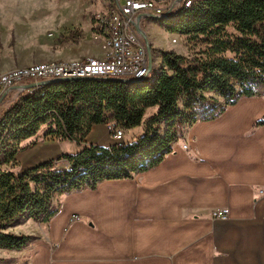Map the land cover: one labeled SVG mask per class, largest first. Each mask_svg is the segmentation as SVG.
<instances>
[{"label":"trees","instance_id":"1","mask_svg":"<svg viewBox=\"0 0 264 264\" xmlns=\"http://www.w3.org/2000/svg\"><path fill=\"white\" fill-rule=\"evenodd\" d=\"M167 30L184 35L195 53L161 50L151 82L51 81L8 108L0 120V135L7 129L0 138V248L21 250L32 242L34 236L11 229L27 218L47 222L58 211L59 195L132 179L161 163L195 123L218 118L244 97L264 96V0H195ZM99 124L141 127L142 133L132 141L87 145ZM260 126L264 115L253 128ZM40 132L82 148L16 169L20 142Z\"/></svg>","mask_w":264,"mask_h":264},{"label":"crops","instance_id":"2","mask_svg":"<svg viewBox=\"0 0 264 264\" xmlns=\"http://www.w3.org/2000/svg\"><path fill=\"white\" fill-rule=\"evenodd\" d=\"M263 115L264 96L244 97L191 126L157 166L59 195L47 222L11 229L41 230L27 264H264ZM221 208L229 216L214 218Z\"/></svg>","mask_w":264,"mask_h":264},{"label":"rangeland","instance_id":"3","mask_svg":"<svg viewBox=\"0 0 264 264\" xmlns=\"http://www.w3.org/2000/svg\"><path fill=\"white\" fill-rule=\"evenodd\" d=\"M108 5L109 0H0V73L44 61L102 56L100 45L92 40L93 17L97 11L105 9ZM175 18L177 17L144 19L141 23L143 37L152 49V65L145 79L148 82L155 78L159 68L155 61L161 50H174L185 56L195 53L184 35L167 30V22ZM173 39L177 42L174 43ZM15 100L16 98H6L0 105V115ZM152 112L153 110H148L145 118ZM138 131L139 128L122 131V137L116 139L112 130L105 126L98 132L93 130L86 138V144H91L95 140L94 137L99 138L96 140L102 146L127 142L142 133L141 130V133L136 135ZM20 145L24 148L18 152L16 169L35 166L50 159H57L63 153H75L82 148V144L70 140L43 137L41 132L36 137L23 139ZM64 165V161L58 160L57 166ZM260 193L263 191L260 190ZM216 210L219 209H214L212 216L219 218L214 214ZM35 225L24 224L16 229L34 236V242L37 241V235L41 234V230ZM29 244L19 251L0 248V264H27Z\"/></svg>","mask_w":264,"mask_h":264},{"label":"built area","instance_id":"4","mask_svg":"<svg viewBox=\"0 0 264 264\" xmlns=\"http://www.w3.org/2000/svg\"><path fill=\"white\" fill-rule=\"evenodd\" d=\"M195 0H109V5L93 17V40L100 43L102 57L44 61L13 68L0 73V105L6 98H16L36 92L44 84L57 79L110 77L141 81L150 72L151 46L138 31L144 19L177 17ZM176 43L177 40L173 39ZM11 96V97H10ZM0 120L5 119V113ZM113 136L120 139L122 130L108 125ZM7 135L4 129L0 138ZM187 149L188 145H183ZM229 209L215 211V216L227 218ZM73 218H77L74 215Z\"/></svg>","mask_w":264,"mask_h":264},{"label":"water","instance_id":"5","mask_svg":"<svg viewBox=\"0 0 264 264\" xmlns=\"http://www.w3.org/2000/svg\"><path fill=\"white\" fill-rule=\"evenodd\" d=\"M137 29L141 33V35L144 36V32L139 27H137ZM147 45H148V47H150L148 42H147ZM151 65H152V63L150 62V64H149V67L150 68H151ZM85 78H93V77H85ZM74 79H78V78H74ZM114 79L119 80V81H122V82H125V83L133 82V80H130V79H121V78H114ZM58 80H64V79H57L55 81H58Z\"/></svg>","mask_w":264,"mask_h":264}]
</instances>
